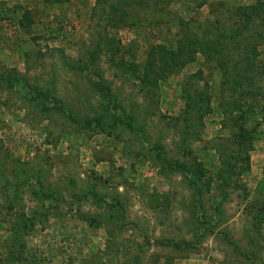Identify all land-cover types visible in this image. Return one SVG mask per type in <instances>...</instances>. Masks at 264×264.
<instances>
[{"label":"rangeland","instance_id":"374dc122","mask_svg":"<svg viewBox=\"0 0 264 264\" xmlns=\"http://www.w3.org/2000/svg\"><path fill=\"white\" fill-rule=\"evenodd\" d=\"M101 1L0 0V77L18 72L44 92L0 82V264H264L263 27L250 26L263 36L254 97H232L227 57L197 54L179 70L165 57L180 19L215 20L255 0H120L141 4L118 24ZM84 63L109 84L123 123L94 121L107 101ZM240 125L246 153L233 144ZM158 147L198 168L201 196ZM224 151L245 159L229 183Z\"/></svg>","mask_w":264,"mask_h":264},{"label":"trees","instance_id":"16d2710c","mask_svg":"<svg viewBox=\"0 0 264 264\" xmlns=\"http://www.w3.org/2000/svg\"><path fill=\"white\" fill-rule=\"evenodd\" d=\"M114 1L117 0H102L101 3L106 2L108 4V8L111 9V14H114L117 17V24L119 22L118 16L120 12L123 13L125 9H129L134 4H141V2L125 3L124 1L120 0L116 4H110ZM192 1H199V3L197 4V7L199 8L207 4V0ZM168 2L169 0H167L165 3ZM156 4H162L161 0L155 1V5ZM162 6L163 7H160V10L164 9L165 7L164 4ZM211 13H213V9ZM256 21L258 22L259 27H263L262 30L264 32V4L260 0H255L254 3L246 6H237V8L234 9L229 15L218 13L215 20L205 19L203 22H199L194 18L180 19V35H177L176 37L180 39H178V41L175 43L176 46L172 47L170 53L165 54V57H169L171 60L168 69L171 70L178 67L176 70H179L184 65L193 63L197 54H200L206 61L211 60L216 63L223 61V57H227L228 60L226 62L229 61V63H231L229 66V72L232 73V85L228 89L231 91L232 97L233 94L241 91H246V96L248 97H254L255 95L261 94V89L257 86L258 82L260 81L261 74L258 72L257 75H251L255 68L254 60L256 54L254 50L255 47L261 44L259 43V39L262 40L263 38V36L258 31H254V29L250 27ZM191 23L195 24L194 28L197 29L198 32L193 33L194 29L190 27ZM249 27L251 29H249ZM247 33H250V35L245 36V34ZM195 34L200 36V41H192L191 38H193V35ZM152 49L155 48L153 47ZM149 57H151V54H149ZM161 58L164 59L163 57ZM218 58H220L221 60H218ZM226 62L222 63L221 65L224 64V67ZM92 66V64L84 63L81 68H76L86 75H89L92 71L91 73L94 75V79L98 81H95L92 78L91 87L96 92H98L103 100L107 101V104L103 105V109L105 111L104 117L99 116L94 121L98 125H102L103 119H108L106 121V124H109L110 121L116 124L123 123V118L125 117V115L122 107L116 103V97L112 94L109 84H107V82L102 79L101 75L97 74L95 71L93 72ZM146 68L149 72H151V66H146ZM168 69H164V71H168ZM24 78L25 77L22 74L15 72L9 73V75L5 77V79L4 77H0V82H3L4 84L9 86L17 84L21 89L32 93L33 91H41L30 86V84ZM224 83L225 81L222 80V85ZM186 92L188 91L186 90ZM186 98H188L187 105L191 106L192 101L189 100V98L191 99V95H189V93L186 94ZM200 100L202 101V103L203 101L208 103L210 101V96L204 94L203 96H201ZM193 104L199 105V99L196 100ZM234 106L235 104H233V108ZM119 109V113H121L120 116L112 114L113 110ZM201 109L202 106L198 108L200 114L203 113L202 111H204ZM128 121L133 122L132 119H129ZM126 125H129V127H131L130 122ZM233 138V144L239 150V152L246 153V150H248L249 148L252 136L245 131L243 125L239 126V131L234 134ZM157 150L159 151L156 154L158 159H162L166 166H170V168L174 170H181L188 177L190 176L194 178V181L192 182V188L194 189L196 197L201 196V190L198 188V186H200V180L198 178L199 176H197L198 168L194 171L184 164H178L177 162L171 164L169 160H164V158L160 157L162 156L160 154L162 148L158 147ZM220 156V164L223 167L222 181L224 183H229L231 177L239 170V166L237 165V163H241L245 161V159L241 156H238V158H236L235 155L229 154L227 153V151L221 152Z\"/></svg>","mask_w":264,"mask_h":264}]
</instances>
